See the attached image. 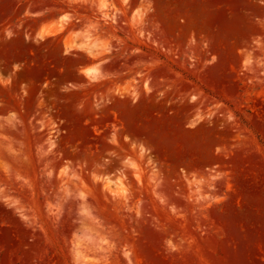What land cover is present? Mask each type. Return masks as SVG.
I'll use <instances>...</instances> for the list:
<instances>
[{"label": "rangeland", "instance_id": "374dc122", "mask_svg": "<svg viewBox=\"0 0 264 264\" xmlns=\"http://www.w3.org/2000/svg\"><path fill=\"white\" fill-rule=\"evenodd\" d=\"M23 33L44 65L0 63V264H264V0H0Z\"/></svg>", "mask_w": 264, "mask_h": 264}, {"label": "crops", "instance_id": "0c3cea01", "mask_svg": "<svg viewBox=\"0 0 264 264\" xmlns=\"http://www.w3.org/2000/svg\"><path fill=\"white\" fill-rule=\"evenodd\" d=\"M37 16L39 20L36 30H40V33L43 34L41 37H39L40 39L39 42H43V40H48L52 38V36H57L62 32L63 28L58 27L56 23L53 26H49L48 24L50 20L53 19L60 20V17L62 16L61 13L54 14L51 12L48 13L41 12L37 14ZM33 42H34V37H30L29 35L24 33L19 34L16 37L4 38L2 41H0V63L6 62L5 66L8 68L9 71H12V68H14L15 66H21L22 69L19 70L18 76L24 77V79L22 80L27 82H33L34 80H30L31 78H26V76L29 75L31 71L37 70L36 69L37 67L44 65L43 56L37 57L32 52L31 47ZM64 49H65V45H64ZM89 58L91 62L96 60L92 56ZM79 67L80 68L78 69L79 70L78 73L81 76H86L87 74H89L86 72V68H87L86 63L84 62L80 63ZM15 72H17V69H15ZM93 72H94V68H93ZM3 73H7V70H3ZM43 81L44 80H42V82ZM3 104H4L3 98L0 96V113L2 112Z\"/></svg>", "mask_w": 264, "mask_h": 264}, {"label": "bare ground", "instance_id": "6f19581e", "mask_svg": "<svg viewBox=\"0 0 264 264\" xmlns=\"http://www.w3.org/2000/svg\"><path fill=\"white\" fill-rule=\"evenodd\" d=\"M86 72L89 73V74L93 73V68L92 67H87L86 68Z\"/></svg>", "mask_w": 264, "mask_h": 264}]
</instances>
